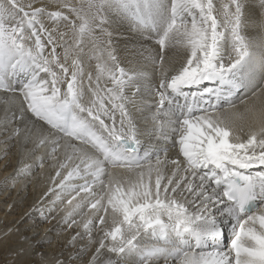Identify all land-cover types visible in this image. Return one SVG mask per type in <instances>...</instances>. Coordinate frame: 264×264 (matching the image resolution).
<instances>
[{
  "label": "snow or ice",
  "instance_id": "6c2138e0",
  "mask_svg": "<svg viewBox=\"0 0 264 264\" xmlns=\"http://www.w3.org/2000/svg\"><path fill=\"white\" fill-rule=\"evenodd\" d=\"M26 7L31 3L0 0V90L11 94L0 99L7 105L19 93V119L30 112L47 126L33 125L25 137L35 144L33 153L50 145L54 159L64 149L59 167L70 170L59 191L49 189L53 199L39 209L42 218L65 195L86 194L63 217L68 227L83 229L70 246L78 238L88 241L69 264L92 245L86 264H264V0H258L257 16L249 0H60L71 16ZM45 15L68 31L49 30ZM113 19L159 46L151 61L158 68L154 83L145 86L146 72L120 66L104 27ZM257 27L260 38L253 40L247 32ZM86 45L97 61L87 88L80 60ZM165 49L182 59L165 66ZM248 93L251 104L243 99ZM137 94L160 144L141 143L126 108ZM34 158L43 167L44 158ZM165 164L173 166L168 175ZM30 169L22 164L11 179ZM114 169L129 178H118ZM85 201L102 226L96 238L92 218L75 219L87 215ZM29 247L16 256H27ZM36 254L40 264H65Z\"/></svg>",
  "mask_w": 264,
  "mask_h": 264
},
{
  "label": "bare ground",
  "instance_id": "6f19581e",
  "mask_svg": "<svg viewBox=\"0 0 264 264\" xmlns=\"http://www.w3.org/2000/svg\"><path fill=\"white\" fill-rule=\"evenodd\" d=\"M27 6L31 3V9L26 7V10L31 11L35 8H44L46 12L62 11L65 15L71 16L69 9L60 7V0H22ZM72 3H78V0H71ZM249 12L253 16L258 14V0H249ZM251 5H255L252 7ZM45 26L51 30L53 27L57 29V33L68 31L61 22L59 25L47 19L46 15L42 17ZM112 33V47L115 50V55L121 67L131 70H142L147 73L148 81L145 86H148L149 81L155 82L158 77V68L151 63L155 59L159 46L154 39H145L139 32L134 30L127 22L113 19V22L104 26ZM57 33H54L56 35ZM71 33H69L70 35ZM99 34V33H97ZM261 30L251 28L247 35L253 40L260 38ZM42 39H46L42 37ZM51 46H49L50 49ZM90 45L84 46V54L80 57L84 67L85 79L84 86L87 88V74L96 73L95 65L97 61L91 57L89 51ZM57 48V52H61ZM165 59H172L179 62L182 56L179 52L165 49ZM110 86V85H109ZM134 91V89H133ZM254 91L260 92L258 87ZM126 94L127 90H126ZM0 90V98L10 96ZM87 99V97H86ZM136 103H129L126 108L132 117L133 123L140 130L139 138L144 146H155L160 144L151 134L152 127L148 119L149 113L146 109H142L140 101L141 97L137 94L134 97ZM247 103L254 102L252 93L243 96ZM14 102L5 105L0 99V264H13V261L22 260L24 264H40L42 256L36 253L43 254L49 260L57 258L69 264L71 257L78 255V249L88 243L87 237L77 240L75 246H70L69 242L77 232L83 233L82 227H68L63 223V217L72 209L78 201L86 196L81 192L79 196L69 205L67 201L72 196L65 195L61 203L57 205L56 211L47 213L48 219H43L39 209L47 208L53 196L49 194V189L56 188L59 191L58 185L67 175L70 169H61L59 165L63 162L65 152L63 147L59 148L55 158H51L50 145L41 146L33 153L35 144L25 139L27 135H31L35 127H47L43 122L35 121L30 112H25L23 120L19 119L21 112V99L19 93L13 97ZM260 100L264 101V92H260ZM242 107V105H241ZM5 109L9 116V123L4 125ZM13 114L15 118L13 119ZM117 123L119 122V113L116 114ZM106 123L109 121L106 120ZM19 128V136L13 137L14 129ZM35 140V136H33ZM143 151V149H142ZM169 158L175 157V150L168 153ZM39 156L44 158L43 167H38L34 157ZM23 165H31L30 172L27 176H22L16 180L11 178L17 175L18 169ZM171 164L162 165L165 175H168L172 170ZM61 175L57 176L56 173ZM120 179H128L129 175L122 169L111 170ZM7 180V183L5 182ZM73 183H83V181H73ZM97 191V187L93 188ZM85 217L77 215L75 219L83 223V219L92 218L96 223V229L93 232V238L98 236V229L102 226L98 224L97 217L92 214L95 209H91L90 205L85 201V206L82 208ZM102 214V213H101ZM107 220V217H105ZM26 244L30 245L27 256L17 257L16 253ZM96 245H92L91 251L80 255V258L75 261V264H86ZM107 255V253H105Z\"/></svg>",
  "mask_w": 264,
  "mask_h": 264
}]
</instances>
